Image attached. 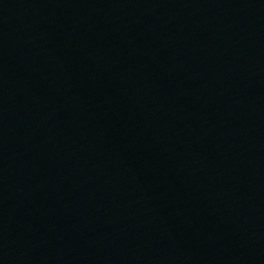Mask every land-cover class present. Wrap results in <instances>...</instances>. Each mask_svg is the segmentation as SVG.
<instances>
[{
    "label": "water",
    "instance_id": "95a60500",
    "mask_svg": "<svg viewBox=\"0 0 264 264\" xmlns=\"http://www.w3.org/2000/svg\"><path fill=\"white\" fill-rule=\"evenodd\" d=\"M0 264H264V0H0Z\"/></svg>",
    "mask_w": 264,
    "mask_h": 264
}]
</instances>
